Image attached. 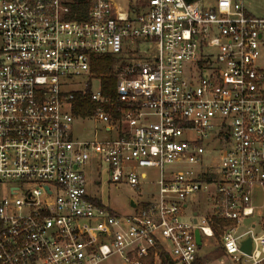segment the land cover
Wrapping results in <instances>:
<instances>
[{
  "label": "built area",
  "instance_id": "built-area-1",
  "mask_svg": "<svg viewBox=\"0 0 264 264\" xmlns=\"http://www.w3.org/2000/svg\"><path fill=\"white\" fill-rule=\"evenodd\" d=\"M107 55L120 64L114 94L101 81L65 89ZM76 94L94 105L79 118L108 136L72 139ZM94 158L138 192L133 214L90 195ZM258 200L264 17L244 0H0V264H209L200 249L217 230L227 263L215 264H264V215L260 235L257 222L239 233L263 214Z\"/></svg>",
  "mask_w": 264,
  "mask_h": 264
},
{
  "label": "rangeland",
  "instance_id": "rangeland-1",
  "mask_svg": "<svg viewBox=\"0 0 264 264\" xmlns=\"http://www.w3.org/2000/svg\"><path fill=\"white\" fill-rule=\"evenodd\" d=\"M204 6L206 8H214L216 4V0H203ZM244 7L247 11V14L256 17L263 18L264 17V0H244ZM100 78H92L89 76H81L75 77L70 80L68 78H62V82L67 86L65 89L70 91H78V90H91L95 92L100 87ZM71 137L73 140L77 141H88L93 140L95 138V134L98 133L100 137L108 136L103 134L101 131L102 126L100 124H96L91 118H79L76 117L71 125ZM220 127H217L216 132L219 131ZM113 136V135H111ZM205 160V166H209L212 164L214 159H219V151H213L211 154H203ZM98 160L92 159L90 164L85 167V172L87 177L91 180V184L88 185L87 190L90 195L94 196L96 199L102 202V204L110 209L113 214L118 216L119 218H125L134 213L132 207H130V200L139 201L138 192L126 185H115L108 182V175L105 172L106 165L104 164L101 169L97 167ZM100 177V184L97 185L95 183L98 171ZM145 172L149 175V179L151 181H156L158 178V171L156 169H146ZM147 189L143 190L145 193ZM264 200H258L259 203H263ZM263 214L254 216L253 218L245 219L242 221L241 227L239 229V233L247 231L252 228V223L257 222L258 226L254 229L255 235H260L262 233L259 222L262 219ZM221 233L216 234V239L204 238V244L200 249V255L206 257L208 259L209 264H215L217 262H225L227 263L226 257L223 256L221 249L219 248L218 241ZM106 264H123V261L119 257H112Z\"/></svg>",
  "mask_w": 264,
  "mask_h": 264
},
{
  "label": "trees",
  "instance_id": "trees-1",
  "mask_svg": "<svg viewBox=\"0 0 264 264\" xmlns=\"http://www.w3.org/2000/svg\"><path fill=\"white\" fill-rule=\"evenodd\" d=\"M188 2H196L198 0H187ZM86 10V8H85ZM119 60L112 56H98L93 59L91 65V76L100 78L103 92L105 95L114 94L117 82V71L119 70ZM89 90V89H88ZM94 105L87 99H84L81 94H76L73 113L76 117H87L92 114ZM220 233L219 230L216 234Z\"/></svg>",
  "mask_w": 264,
  "mask_h": 264
},
{
  "label": "water",
  "instance_id": "water-1",
  "mask_svg": "<svg viewBox=\"0 0 264 264\" xmlns=\"http://www.w3.org/2000/svg\"><path fill=\"white\" fill-rule=\"evenodd\" d=\"M132 205L135 206L133 201H132ZM196 239H197L198 246H201V238H200L199 231H196ZM252 247H253L252 239L251 237H248L246 240L242 242L241 251L249 255L252 251Z\"/></svg>",
  "mask_w": 264,
  "mask_h": 264
}]
</instances>
